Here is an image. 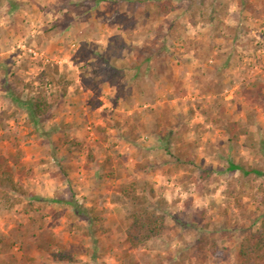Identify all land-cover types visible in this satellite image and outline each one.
Returning <instances> with one entry per match:
<instances>
[{"label":"rangeland","instance_id":"obj_1","mask_svg":"<svg viewBox=\"0 0 264 264\" xmlns=\"http://www.w3.org/2000/svg\"><path fill=\"white\" fill-rule=\"evenodd\" d=\"M238 1L0 0V170L24 191L0 194V264H239L264 222V178L228 170L264 171V0ZM47 70L69 85L35 127L12 98L57 91ZM132 208L165 223L136 249Z\"/></svg>","mask_w":264,"mask_h":264},{"label":"trees","instance_id":"obj_2","mask_svg":"<svg viewBox=\"0 0 264 264\" xmlns=\"http://www.w3.org/2000/svg\"><path fill=\"white\" fill-rule=\"evenodd\" d=\"M137 2L142 3L143 8L146 7V3H144L143 0H137ZM247 4V0L238 1V5L241 9L245 8L246 6L248 7L249 5ZM157 8L159 14L167 15L172 10L173 5L171 0H163L162 3L157 5ZM135 51L139 52L137 49H135ZM138 57L141 63L150 60L149 57L142 58L140 53L138 54ZM111 71L113 73L112 76L114 77L115 82V80L118 78V71H113L112 69ZM40 76L48 78L51 85L56 84L58 86V90L54 91V93H50L48 95L49 97L47 95H43L42 93H38L36 96L30 98L27 97L25 100H20L15 97L12 98L17 105L25 109L29 120L34 124L35 127H38L39 123L53 112L55 104L58 102V100L66 96L67 87L69 85V82L65 81L61 76L56 75L50 70L41 73ZM49 98H52L53 100H50ZM180 138L181 137H176V140L178 141ZM73 144L76 143L73 142ZM166 151H169L168 147H166ZM228 170L240 171L250 184L260 177L264 178V171L255 169L246 170L243 167L234 165L232 163H229ZM203 174L204 179H208L210 177V172L208 171H205ZM254 186L255 185L253 184L250 185L249 190L252 191ZM119 190L121 195L125 198H129L134 201L139 199L136 188L133 184H122ZM9 192L20 195L23 194L24 191L22 190L21 186L16 181H14L13 175L9 169H5L3 171L0 170V194L4 199L6 209H11L19 201L12 199L8 195ZM70 204L73 207L74 215H82L81 208H79L75 202H70ZM27 207V211L33 209L32 203H28ZM164 230V217L154 209L132 208L125 216L124 236L131 249H136L148 241L159 238ZM54 258L59 261L65 260L63 256H54ZM238 260L239 264H264V222H262L257 229L251 231L248 236L240 240L238 245Z\"/></svg>","mask_w":264,"mask_h":264}]
</instances>
